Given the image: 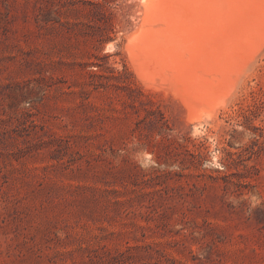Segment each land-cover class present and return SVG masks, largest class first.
Returning <instances> with one entry per match:
<instances>
[{"label":"rangeland","instance_id":"obj_1","mask_svg":"<svg viewBox=\"0 0 264 264\" xmlns=\"http://www.w3.org/2000/svg\"><path fill=\"white\" fill-rule=\"evenodd\" d=\"M142 10L0 0V264H264V46L192 119L136 75Z\"/></svg>","mask_w":264,"mask_h":264},{"label":"bare ground","instance_id":"obj_2","mask_svg":"<svg viewBox=\"0 0 264 264\" xmlns=\"http://www.w3.org/2000/svg\"><path fill=\"white\" fill-rule=\"evenodd\" d=\"M141 15L126 42L136 75L202 106L192 119L226 104L234 59L250 62L264 46V0H143Z\"/></svg>","mask_w":264,"mask_h":264}]
</instances>
